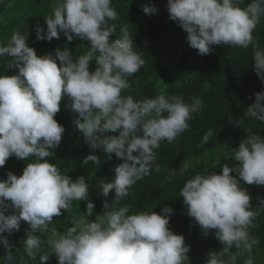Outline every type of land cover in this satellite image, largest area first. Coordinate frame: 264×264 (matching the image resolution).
Returning a JSON list of instances; mask_svg holds the SVG:
<instances>
[{
	"label": "clouds",
	"instance_id": "clouds-1",
	"mask_svg": "<svg viewBox=\"0 0 264 264\" xmlns=\"http://www.w3.org/2000/svg\"><path fill=\"white\" fill-rule=\"evenodd\" d=\"M238 2L167 0L166 9L169 20L186 33L187 44L200 56L211 54L213 46L247 49L251 45L254 71L264 83V49L253 36L264 17V0H251L245 8ZM141 10L149 16L158 14L156 5H143ZM117 19L112 0H57L53 14L44 19L46 28L36 26V40L51 42L63 33L68 42L74 38L86 41L90 51L75 59L68 47L38 56L27 43L28 33L14 32L6 46L0 43V57H11L7 70H16L12 75L0 74V168L13 156L22 161L36 158L26 164L22 175L9 171L7 178L0 180V245L6 252L0 264H13L15 245L8 236L20 230L22 221L29 226L23 248L34 264H48L53 255L57 264H191V246L183 235L170 230L174 211L168 206L161 214H129L128 206L113 208V202L105 199L104 214L87 221L85 217L91 216L95 207L88 202L78 223L63 233L51 230L47 240L51 252L43 251L44 241L37 235L48 231L53 218L67 211L72 201H87L89 196L90 185L83 176L73 182L46 159L55 155L65 133L55 119L62 101L76 114L73 124L90 149L101 150L108 159L114 154L123 161L114 167L111 182L97 183L99 194L107 198L114 192L116 202L126 197L137 181L153 170L160 171L158 164L153 169L154 150L190 130L188 121L203 109L199 98L189 104L182 96L161 94L135 101L121 95L130 87L127 77L139 72L145 61L133 50L126 27L119 38L111 39L116 29L109 21ZM93 61L96 67L90 71ZM245 117L264 121V92L256 93ZM212 135L209 130L199 146L208 144ZM227 159L236 163L232 167L224 164L219 174H195L179 196L201 234L207 238L215 230V239L222 245L219 252L207 253L205 264H236L237 255L245 252L244 264H254L251 254L259 241L248 229L255 226L258 213L242 185L264 186V138L248 135ZM89 162L98 166L101 159L90 154L82 164ZM187 171L188 165L180 169L182 175ZM174 175L175 170L169 182ZM260 203L264 205V199ZM233 247L236 254L231 252Z\"/></svg>",
	"mask_w": 264,
	"mask_h": 264
},
{
	"label": "trees",
	"instance_id": "trees-1",
	"mask_svg": "<svg viewBox=\"0 0 264 264\" xmlns=\"http://www.w3.org/2000/svg\"><path fill=\"white\" fill-rule=\"evenodd\" d=\"M56 3L57 0H0V43L6 46L12 34L19 32L21 35L28 33L27 43L35 49L38 56L54 53L56 48L63 50L64 47L70 49L74 59L89 52L90 46L86 41L74 38L72 42H68L63 33L60 34V39L54 38L51 42L36 40V26L46 28L44 19L53 14ZM249 3L251 0H239L238 6L245 8ZM150 4L158 6V14L149 16L141 10L143 5ZM166 4L167 0H112L118 19L109 21L116 29L111 39L119 38L120 30L126 27L133 39V50L139 52L145 61L139 72L127 77L130 87L123 90L121 95L132 96L135 101L155 98L161 94L168 97L182 96L184 102L189 104L193 102V98H199L203 101V109L198 114L194 113V118L188 121L190 130L182 133L173 143L164 141L154 150L156 160L153 169L158 164L160 171L153 170L149 176L137 181L129 189V194L116 202L114 192L109 193L107 198L100 195L97 183L99 180L111 182L114 167L123 161L114 154L108 159L101 150L90 149L73 124L76 114L65 108L67 101H62L61 110L55 119L65 128V133L61 144L54 150L55 155L46 159L73 182L83 176L90 189L87 201H72L67 211L62 210L61 216L53 218L48 231L37 233L44 241L45 252L52 251L47 246L52 229L63 233L74 226V222L78 223L82 214L87 212L88 202H92L95 207L93 214L85 219L95 220L97 215L104 214L102 203L105 199L110 204L113 202V208L128 206L129 214L141 211L161 214L163 207H171L174 215L170 217V230L183 235L186 245L191 246L188 253L191 264H205L207 253L221 250L222 245L215 239V230H211L205 238L199 225L187 216L179 192L185 182L197 173L219 174L224 164L232 167L236 162L226 158L231 157L232 149L238 148L239 143L248 135H260L264 138V121L245 117L246 109L255 103L256 93L264 92V83L254 71L251 45L247 49L226 45L213 46L211 54L200 56L197 50L191 49L187 44L186 33L169 20ZM253 36L259 47L264 49V17L254 30ZM95 55L98 56L99 53ZM10 59L11 57H0V74H15V69L7 70V60ZM95 67L93 61L90 71H94ZM238 120L240 122L236 124L231 122ZM209 130H212L213 135L208 144L200 147L203 136ZM90 154L101 159L100 165L92 162L82 164V160ZM35 161V157H29L25 161L10 157L5 166L0 168V180L6 179L9 171L17 176L22 175L26 164ZM184 165H188V171L182 175L180 169ZM173 170L175 175L169 182ZM232 175L235 177L236 173ZM242 187L247 188L252 198L251 207L258 213L253 221L255 226L248 229L259 241L251 255L254 264H264V205L260 203L264 199V186ZM8 214L11 211L6 213ZM28 230L29 226L22 221L20 230L8 236L15 245L12 250L13 264H34L23 248ZM231 252L236 254L238 250L233 247ZM5 255L3 245H0V259ZM247 257L246 252L237 255L236 264H244ZM224 259L227 260L228 257ZM48 264H57L55 255L50 257Z\"/></svg>",
	"mask_w": 264,
	"mask_h": 264
}]
</instances>
